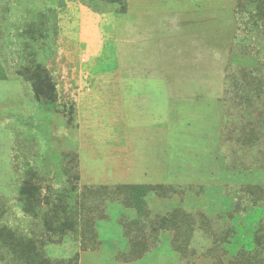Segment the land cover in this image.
Returning a JSON list of instances; mask_svg holds the SVG:
<instances>
[{
    "label": "rangeland",
    "instance_id": "rangeland-1",
    "mask_svg": "<svg viewBox=\"0 0 264 264\" xmlns=\"http://www.w3.org/2000/svg\"><path fill=\"white\" fill-rule=\"evenodd\" d=\"M0 264H264V0H0Z\"/></svg>",
    "mask_w": 264,
    "mask_h": 264
}]
</instances>
